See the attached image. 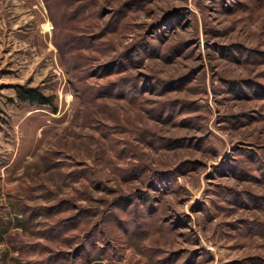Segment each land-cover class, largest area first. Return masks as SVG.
<instances>
[{
	"label": "rangeland",
	"instance_id": "1",
	"mask_svg": "<svg viewBox=\"0 0 264 264\" xmlns=\"http://www.w3.org/2000/svg\"><path fill=\"white\" fill-rule=\"evenodd\" d=\"M0 264H264V0H0Z\"/></svg>",
	"mask_w": 264,
	"mask_h": 264
},
{
	"label": "trees",
	"instance_id": "2",
	"mask_svg": "<svg viewBox=\"0 0 264 264\" xmlns=\"http://www.w3.org/2000/svg\"><path fill=\"white\" fill-rule=\"evenodd\" d=\"M16 94L20 100L28 104L53 106L52 98L42 93L37 87L16 85ZM52 108L55 109V106Z\"/></svg>",
	"mask_w": 264,
	"mask_h": 264
}]
</instances>
